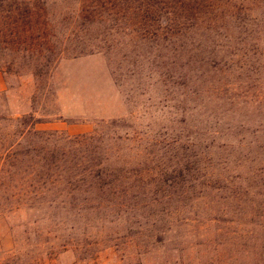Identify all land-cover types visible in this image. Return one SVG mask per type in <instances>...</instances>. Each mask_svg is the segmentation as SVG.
Instances as JSON below:
<instances>
[{
  "label": "rangeland",
  "instance_id": "rangeland-1",
  "mask_svg": "<svg viewBox=\"0 0 264 264\" xmlns=\"http://www.w3.org/2000/svg\"><path fill=\"white\" fill-rule=\"evenodd\" d=\"M0 264H264V0H0Z\"/></svg>",
  "mask_w": 264,
  "mask_h": 264
}]
</instances>
